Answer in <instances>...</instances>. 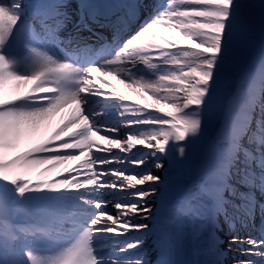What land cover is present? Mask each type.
Segmentation results:
<instances>
[{
  "label": "snow or ice",
  "instance_id": "1",
  "mask_svg": "<svg viewBox=\"0 0 264 264\" xmlns=\"http://www.w3.org/2000/svg\"><path fill=\"white\" fill-rule=\"evenodd\" d=\"M72 4L0 0V215L7 212L8 198L29 202L41 213L30 226L0 220V264H225L227 253L216 235L221 218L234 231L237 224L255 228L257 218L264 224V0H152L151 18L143 20L145 0H126L118 12L94 0H78L75 12ZM258 11L260 94L252 91L244 111L215 141L201 179L184 201V214L209 232V243L197 253L211 252L215 258L176 261L164 235L146 247L153 228L133 219L155 218L147 198L157 188L133 192L128 203L117 201L115 214L102 210L108 203L105 190L163 183L151 168L164 169L163 158L173 152L185 158L188 146L207 131L206 117ZM70 26L76 35L69 43L91 33L105 41L101 54L83 61L56 57L52 47L64 42ZM97 28L107 29L110 39ZM13 43L26 51L23 60L11 54ZM66 109L72 111L64 117ZM104 109L115 110L119 119L104 120ZM57 117L61 123L49 131ZM122 127L129 129L123 137L118 135ZM138 145L149 150L138 159L104 154L110 149L129 153ZM113 160L152 164L129 174L126 168L105 167ZM67 194L76 197L72 215L84 217L83 222L56 215ZM45 226L58 234L74 227L78 232L49 253L34 243L47 234ZM131 231L143 235L125 240L115 254L97 255L103 250L97 240ZM229 245H246L239 249L245 259L236 264H264V232L258 239L233 235Z\"/></svg>",
  "mask_w": 264,
  "mask_h": 264
},
{
  "label": "rangeland",
  "instance_id": "2",
  "mask_svg": "<svg viewBox=\"0 0 264 264\" xmlns=\"http://www.w3.org/2000/svg\"><path fill=\"white\" fill-rule=\"evenodd\" d=\"M29 2L30 0H23V2ZM6 2H11V0H6ZM261 14L258 11L255 15V21H254V27H253V31L251 32L248 41L246 42L245 45H243L239 50H238V58L232 62L229 66V68L227 69V80L226 82L221 86V89L213 103V111L216 115L214 122L211 121L209 123H212V129L210 131H206V133L202 134V137L197 139V141L191 145L188 146L189 149H193L195 152V156H194V163L192 165V167L190 168H186L187 171H197V175H195V177L191 180V181H186V177L185 174L188 176L186 172V169H176L174 170L170 176H168V178H162L161 180L163 182H169L173 183L175 181H180L182 182L185 186H183V188L181 190H178V195H182L184 194L185 198H187L190 194L191 191H194V185L195 182L201 179V170L207 160V158L209 157V155L211 154L213 148H214V143L215 141L222 139L223 136L228 132V130L230 129L232 123L234 122V120L244 111L246 104L249 102L250 96L252 94V91L255 90V92L257 93V95L260 94V88H261V80H260V76H259V48H260V43H261V36L259 38L260 35V31H261ZM255 50V51H254ZM131 103V102H129ZM108 109H104V111L107 113ZM112 111L115 112V110L110 109ZM72 111V109H68V112L66 114H64V117H67L70 112ZM155 114V113H152ZM107 115H109V113H107ZM117 119H115V121H117ZM58 123L60 124L61 121L58 122V120H56L55 122H52V126L49 129V131H51L53 129V126ZM54 124V125H53ZM129 129L127 128H121L120 132L118 135H120L121 137H123L127 131ZM116 135V134H113ZM140 146V145H139ZM143 146H140V151L135 150L134 155L138 156L141 155L143 152ZM146 151H149L146 149ZM138 152V153H137ZM113 149H110L109 152V156L111 157H116L119 156L121 158L128 156L134 159H138L140 158L134 155H131L132 152L130 153H121L119 154H115ZM150 163H152L151 160H149ZM115 165V166H113ZM134 164H129V163H117L115 160H113V162L110 165H107L105 167L108 168H126L127 172L129 174L134 173L132 171ZM76 165H73V167H75ZM184 171V172H183ZM65 175H67L68 173H64ZM57 179H59L60 177H56ZM111 179H116L114 177H110ZM162 186V183H159ZM169 184L167 183V185L163 184V186L165 187H169ZM171 186V185H170ZM3 186L0 185V188H2ZM151 186V183H146L143 186H136L135 188L131 189L130 191L123 193L122 196H124L125 198H131V194L135 191L141 190V189H148ZM157 188V195L159 194L160 197H157V195L154 197L155 199L159 200V202H163L164 203V197L163 194L164 193H170L172 192V188L169 191H163V189L161 187H159V185L156 187ZM177 190V189H176ZM106 191V195L103 197V199L105 201H107V206L110 207L112 209V211H108L107 209H104L106 207H104L102 210L115 214L118 210L113 206L117 201V199H114V197L111 196V192H113V190H105ZM121 196V197H122ZM152 197V198H153ZM160 198V199H158ZM171 203L170 207H167V216L168 217H172L175 213V209L178 203H176L177 201L179 202V200H177V198H172L170 199ZM121 202V201H119ZM7 212L4 215H0V220H7L8 222H10L12 225L14 226H19L20 224H24V226H30L35 224V222H28L26 220H24L23 218V209L24 206L29 203V202H21L19 200H17L16 202H13L11 198H8L7 201ZM121 203H128V202H121ZM57 205V207H62V209H57L56 213H61L64 212L66 215V218L68 219H75L78 223L83 222L84 217L82 216H77V217H73V209L77 208V203H76V197L72 194H67L65 195L59 202ZM158 203H154V204H150L149 207L152 208V210L155 207H158ZM154 217L155 214L153 213ZM20 216V217H19ZM187 217H189L190 219V223L194 224L196 222H201L198 220H194L192 218L191 215H187ZM23 221V222H22ZM175 221H173L172 223H174ZM220 223L224 226V225H228L227 223L224 222L223 219L220 220ZM148 224V223H145ZM171 224V223H170ZM150 228H152L151 223L148 224ZM55 227V226H54ZM225 227V226H224ZM229 227V226H228ZM227 228H224L222 230H219L216 235L222 239L223 244H220V247L222 248V251H226V252H230L233 254H236V256L238 258L235 259V263L237 260L240 259H245L241 256L239 249L241 247H246V245H229V241L231 239V237L235 234V233H229V231L227 230ZM3 229V225L0 224V230ZM48 230V229H47ZM207 231V230H206ZM252 231H254V229H252ZM51 232H53V236L55 237V241L54 243H56V245L51 241L52 238H49V235L51 233H48L46 235H39L38 237L41 238L43 243H48V244H53L54 246H56V251H58L60 248H62L63 246H65L67 243L71 242L72 239H74L76 233L78 232V229L74 227L73 230L69 231V230H63L62 232H60L59 234L55 231L52 230ZM15 235H21L19 232H15ZM52 236V237H53ZM209 236V232L207 231L206 233L204 232L201 236H198L197 238L200 239L201 237H208ZM151 237H153V235H149L148 237H146L147 239H151ZM109 238V237H108ZM108 238H104V239H100L97 240L95 242V245L98 249H103L102 251H98L97 255L99 256H107L110 254H115V249H117L119 246H121L124 241L126 240V238L124 239L123 236H118V237H114L117 240L118 239H122L124 240L123 242H120L117 244V242L115 241H111V240H105ZM21 239H23V237H21ZM29 241L33 240V237L29 236L28 237ZM59 240L61 241V243H59ZM147 242V241H146ZM230 247V250H229ZM17 250H19V243L16 245ZM155 253V252H154ZM22 254V253H21ZM204 256V255H203Z\"/></svg>",
  "mask_w": 264,
  "mask_h": 264
},
{
  "label": "bare ground",
  "instance_id": "3",
  "mask_svg": "<svg viewBox=\"0 0 264 264\" xmlns=\"http://www.w3.org/2000/svg\"><path fill=\"white\" fill-rule=\"evenodd\" d=\"M35 2V0H30L29 2H23L26 5L29 3H33ZM126 0H115V4L114 7H112L113 11H119V7L121 6V4L125 3ZM146 4H148L149 6L142 10L140 13V17H143L145 10H150L151 9V2L152 0H145ZM82 47V45H80ZM95 48L96 45H92V48ZM81 59V58H80ZM22 70V69H21ZM113 84H116L115 81H112ZM117 88H120L121 91H123V87L122 85L116 84ZM106 91V90H104ZM68 112V109H66L63 112V116L64 114H66ZM214 111L212 110L211 114L209 117H206V123H207V131H210L212 129L213 124L209 123L211 121L214 122V119L216 117L215 114H213ZM56 120L61 121V117H57L53 122H55ZM209 121V122H208ZM54 125V124H53ZM59 125L58 123H56L53 126V129ZM52 126V125H51ZM138 149V150H137ZM115 154H121V152L119 151V149H113ZM135 150L140 151V146L138 145L136 148L132 149V154L134 155ZM143 151H146V149H143ZM194 150L193 149H189L187 148L186 150V156L184 159H178V153L177 152H173L169 157L167 158H163V162L165 165L164 169H160L157 170L154 167L151 168V171L154 175H158L160 177H164V178H168V176H170L172 173H174L173 171L176 169H186V168H190L192 167L193 163H194ZM130 153V152H129ZM138 153V152H137ZM105 155H109V153H104ZM113 154V155H115ZM137 155V154H136ZM134 155V156H136ZM141 155L136 156L135 158L139 157ZM152 163H150L148 161V165H133L132 171L133 172H137V171H143L145 170L146 167L150 166ZM115 166V165H113ZM184 172V171H183ZM188 174V176L185 174L186 177V181H191L195 175H197V171H187L186 172ZM109 179H111L110 177H107ZM149 184L151 183L152 187H157L159 185V187H161L163 189V191H169L172 188V192L170 193H164L163 197L164 199V203L163 202H159V200L155 199L156 195L152 198V197H148V203L149 205L154 204V203H158V207H155L153 209V213L155 214V218L154 219H139L137 217H133L134 221L136 223H148L152 225L153 231L151 233L147 234V237L149 235H153V237H151V239H147L146 241V247L152 248L154 245V242L156 241V239L159 237L158 234L161 233V236L164 235L166 236L167 242H168V247L171 251V256L172 259L176 260V261H194V260H200V261H204V260H211L214 259V255L209 252L208 254L204 255L203 254H199L197 253V249L199 248H203L205 245H207L209 243V236L208 237H201L200 239H198V236H201L204 232L206 233V229H200V223L201 222H196L192 225L189 224L188 221V217L185 216L184 211L183 212H175L173 215V218L176 219V223H174L173 225L171 224L170 226L167 225L166 226V221H168L169 218H172L171 216L168 217L167 216V207H170V204L172 201L170 199L172 198H177V200H179L177 206L181 207L184 206V201H185V196L184 194L182 195H178V190H181L183 188V186H185L182 182L180 181H175L173 183L169 182H163L162 186L158 183V184H153L152 182H148ZM167 183L169 184V187H165L163 186V184L167 185ZM171 185V186H170ZM133 189V188H132ZM177 189V190H176ZM131 189H125L123 191H119V190H113V192H111V196L114 197V199H117L121 202H131V198H125L124 196H122L123 193L130 191ZM122 196V197H121ZM157 197H160L159 194L157 195ZM160 199V198H158ZM171 201V202H170ZM60 206V205H57ZM60 209H62V207H60ZM108 211H112V209L108 206H106V208ZM178 209V207H176V210ZM24 212H26V207H24L23 209ZM175 211V210H174ZM41 213L39 211H37V209H35L34 211V219L31 217H27L26 214L23 213V218L26 219L27 221H29V223L31 221H36L35 224L38 223L39 218H40ZM56 215L58 217L61 218H66V215L64 212L61 213H56ZM20 217V216H19ZM223 219V218H221ZM170 220V219H169ZM165 225V226H164ZM29 226V225H28ZM164 226V227H163ZM221 226V224H220ZM47 228V226H45ZM191 230V231H190ZM251 230V227L248 228L247 230L242 229L239 233L241 234H245L248 233ZM190 231V232H188ZM143 235V233L140 232H135V231H131L129 232V234L127 236H123L124 239L126 238V240L134 238V237H138ZM108 238V237H106ZM220 240H222L221 238H219ZM105 240H111V241H115L118 243L123 242L124 240L120 239H116V238H111L109 237L108 239ZM220 247V245H219ZM222 250V248H220ZM102 251V250H99ZM225 252V251H224ZM115 253V252H114ZM227 255L225 257H223V259L225 260V264H233L235 263V259L238 258L236 256V254L230 253V252H226ZM156 253H153V259L156 258Z\"/></svg>",
  "mask_w": 264,
  "mask_h": 264
}]
</instances>
